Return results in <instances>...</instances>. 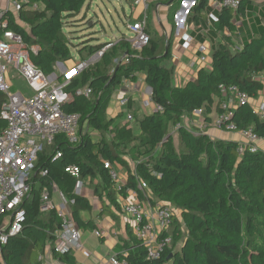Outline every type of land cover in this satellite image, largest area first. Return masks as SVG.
Instances as JSON below:
<instances>
[{
	"label": "trees",
	"instance_id": "16d2710c",
	"mask_svg": "<svg viewBox=\"0 0 264 264\" xmlns=\"http://www.w3.org/2000/svg\"><path fill=\"white\" fill-rule=\"evenodd\" d=\"M29 1L42 7L25 5L18 13L9 11V28L22 37L32 62L47 74L55 71L58 61L72 58L71 45L79 48L86 60L110 42L95 43L96 38L89 36L78 45L64 33V24L72 26L85 20L86 16L81 18V13L87 0ZM164 1L169 3L168 20L173 26L169 36L159 35L148 24L150 41L140 49L133 48L123 36L65 86L69 100L63 104L64 111L79 113L81 127L87 124L88 129L81 131L76 144L60 134L39 153L36 171L47 169L48 173L42 176L35 171L33 174L32 190L22 203L25 210L22 231L1 245L0 264H48L49 254L63 264H73V250L65 253L55 250V232L61 228L62 219L55 209H41L42 193L44 189L53 192L56 183L66 198L73 200L71 213L77 227L94 228V221L82 216L83 212L91 213L94 206L88 197L74 193L78 178L65 168L79 166L80 180H98L94 192L102 201L100 214H104L102 210L108 212L110 205L119 206L106 161L121 162L128 168V182L119 191L121 194L126 195L131 188L141 199L154 203V198L173 204L180 210L187 229L184 235L182 221L175 216L171 247L160 258L147 259L145 245L128 226L131 239L119 246L120 259L129 264H264V151L252 152L247 148L242 153L238 141L213 139L182 125L183 118L197 109H202L205 123L216 124L218 117L225 113L221 85H235L249 96L258 95L264 88L261 77L264 74V11L263 26L240 43L232 20L236 12H245L247 0H242L237 11L222 8L218 20L212 23L217 30L229 27L233 35H223L214 47L211 69L203 68L195 80L175 86L173 69L163 62L171 55L179 0ZM207 1L196 0L189 16L205 14ZM33 46L39 47L37 52H33ZM137 72L146 74L151 98L162 107L139 120V131L129 124L123 125L121 119L126 117V112L116 118L106 114L112 92L124 77L133 79ZM85 86L92 89L91 94L76 95ZM4 99L5 94L0 92V111ZM231 123L235 125L234 131L251 129L264 137V117L249 101L233 110L223 129ZM171 126L177 128L179 146L170 133ZM5 127L6 121L0 116V132ZM94 130L99 138L92 137L90 131ZM57 152L62 156L54 159ZM125 155H130L135 162L134 170L128 167L130 162ZM139 180L148 185L152 199L138 187ZM5 220V216H0V226ZM180 241V248L175 249Z\"/></svg>",
	"mask_w": 264,
	"mask_h": 264
},
{
	"label": "built area",
	"instance_id": "2783aa9c",
	"mask_svg": "<svg viewBox=\"0 0 264 264\" xmlns=\"http://www.w3.org/2000/svg\"><path fill=\"white\" fill-rule=\"evenodd\" d=\"M135 4L143 0H133ZM260 1V0H253ZM262 1V0H261ZM195 0H183L181 5L184 11L180 17L186 16L195 5ZM242 0H218L220 9L224 7L238 10ZM27 5L28 8H38V4H32L29 0H6L4 5H0V92L5 94V99L1 106L0 116L6 121V127L0 132V216H5L6 220L0 226V247L7 243L10 236H15L22 231L25 220V210L22 208L23 200L32 190V176L38 172L45 176L47 169L36 171V160L45 145H50L55 138L64 134L67 140L76 144L80 141V114L66 112L63 104L69 100V95L64 91L65 86L71 78L85 70L92 59L81 60L72 69L59 76L56 72L47 74L40 67L36 66L29 54V50L22 37L9 28L7 14L19 12ZM148 7L146 4L145 11ZM211 22L217 21L218 17L210 15ZM183 20V18H182ZM177 26L180 23L176 22ZM130 32L129 41L133 48L140 49L150 41V34L147 32L146 16L138 21L127 24ZM185 43L189 42L190 36L183 35ZM110 41L106 46L96 53L101 57L103 53L113 45ZM204 49L207 47L204 46ZM33 52H37L32 47ZM14 69L23 76L28 85L33 90L31 96H27L20 91L12 89L9 79V72ZM61 77V78H60ZM221 93L225 100L222 108L225 113L221 114L216 122V126L223 129V123L233 115L235 107L230 105V100L235 97L240 103L249 101L250 96L241 91L237 86H220ZM92 92L90 87H83L76 91L78 96L88 97ZM127 100H122V104ZM158 110L162 107L158 105ZM202 113V109L195 110ZM131 118V116H128ZM224 130V129H223ZM226 131H234L233 123L226 125ZM245 137L244 142H240V152L247 148L252 152L259 151L257 145L259 137L251 129L240 131ZM62 156L57 152L54 159ZM105 167L110 169L113 184L120 191L124 184L120 173L109 161L105 162ZM65 170L72 176L77 177L74 189L76 195H82L85 189V181L80 180V168L70 165ZM36 171V172H35ZM138 187L144 191L148 186L145 182L139 181ZM58 194L59 200L54 201L52 193ZM59 190L56 183L53 185V192L44 189L42 193L43 211L55 209L62 219L61 228L55 232L57 239L55 250L65 253L70 250L80 249L81 230L77 227L71 213V203ZM151 201L141 198L127 200L123 204V212L132 217V228L136 237L145 245L147 259L160 258L163 253L171 247L173 236L171 228L176 216V209L173 204L159 202L150 204ZM101 236V231H96ZM41 258V256H40ZM109 264H129L125 259H120L117 255L110 257Z\"/></svg>",
	"mask_w": 264,
	"mask_h": 264
},
{
	"label": "crops",
	"instance_id": "0c3cea01",
	"mask_svg": "<svg viewBox=\"0 0 264 264\" xmlns=\"http://www.w3.org/2000/svg\"><path fill=\"white\" fill-rule=\"evenodd\" d=\"M130 2L129 14H126L127 24L130 22L138 21L143 19L146 16L147 25H151V28L157 32L159 35L165 34L169 36L173 32V26L168 20V11L169 3L164 0H143L138 4H135L133 0H128ZM196 1V0H195ZM208 6L205 9L206 13L199 17L189 16V12L186 16L181 18L180 25L177 26L175 23L172 46H171V55L163 63L168 67L173 69L172 72V82L175 86H184L188 82L195 80L198 77V73L201 69L205 68L206 70L211 69L212 55H209L208 50H213L216 44L222 40L223 35L232 36L233 31L229 27H225L223 30H217L215 25L211 22L210 15L214 14L219 16L221 9L218 6V0H208ZM247 6L245 12H236L234 19L232 20V25L236 28L238 32V40L240 43L242 39H247L256 33L260 27L263 26V21L261 19V14L264 11V8L260 9L257 5L264 4V0L253 1L247 0ZM6 0H0V5H4ZM182 0H179V7L181 6ZM147 4V11H145ZM149 5H154L149 7ZM42 7L41 4H38V8ZM151 8H153L151 10ZM151 10V11H150ZM259 15L260 18L256 16L253 22V14ZM87 14L84 13L83 16ZM175 19V18H174ZM83 21H86L83 20ZM87 22H90L88 20ZM249 23V26L248 24ZM127 26V25H126ZM250 27V28H249ZM188 34L190 36L189 42L185 43L184 36ZM126 36V35H124ZM129 38L128 36H126ZM96 38V37H95ZM97 39V38H96ZM121 38H117L113 43L119 41ZM208 40L212 41V48H208ZM100 43V42H98ZM207 48L204 49L203 47ZM37 50L38 46H33ZM75 56L72 54V58L66 61H58L56 63V72L59 76L66 73L72 69L78 62L83 60L82 55L79 53V48H75ZM96 54L88 57V59H94ZM101 58V57H100ZM99 58V59H100ZM99 59L92 61L90 64H94ZM87 60V59H86ZM264 81V74L261 76ZM9 79L12 85V89L20 91L27 96L33 94V90L28 85L25 78L18 74L17 71L11 69L9 72ZM88 87V86H85ZM152 91L146 83V74L144 72H137L133 79L123 78L120 84L112 92L111 99L107 105L106 114L109 118H116L119 113L126 112V117L129 115L128 120L138 118V115L142 112L145 113L143 117L148 114H151L158 110V105L151 98ZM127 100V103L122 104V100ZM232 107H237V99L232 97L229 101ZM250 104L253 106L255 111L263 118L264 117V88L256 96H250ZM128 104L130 107L128 108ZM127 105V106H126ZM152 109L151 113L147 114L148 109ZM123 125L128 124V120L123 118L121 119ZM138 120V123H139ZM182 125L186 126L190 130L198 132H203L209 135L213 139H226L244 142L246 139L240 131H226L220 129L216 124L205 123V116L202 113L193 111L191 114H187L183 120ZM87 124H84L82 127L79 126V133L82 130H87ZM94 139L99 138V134L96 130L90 131ZM171 133V132H170ZM172 134V133H171ZM180 145V144H179ZM178 145V146H179ZM257 145L261 151H264V141L258 140ZM116 168L118 173H120L122 182L124 186L128 182V169H126L120 162L112 163ZM133 170L135 166L133 163ZM85 189L82 195L90 199L91 192L95 199L99 200V203H94L91 200L94 209L90 212H83L82 216L85 220H93L95 223L94 228H86L81 230V243L82 246L80 249L73 250V255L75 261L73 264H109L110 257L114 255H119V246L131 239V236L127 232V227L131 229L132 233L135 235L132 222L133 219L130 215L123 212V204L127 200H132L138 198V194L134 189L129 188L126 195H123L116 188V185L113 184V188L117 193V203L118 207L110 205V209H107L108 212H103L100 214L102 209V201L99 196L94 192V185L97 183V179L92 181L89 178L84 179ZM140 181V180H139ZM138 181V183H139ZM148 186V185H147ZM144 195L148 198H153L151 190L147 187L143 191ZM54 201H58L59 197L56 192L52 193ZM140 198V197H139ZM58 199V200H57ZM149 201V199H146ZM154 203L159 202L154 199ZM108 201V200H107ZM109 203V201L107 202ZM112 211V214H111ZM115 217H113V216ZM101 231L102 235L98 236L96 231ZM48 264H63L58 260L52 258L49 254L47 256Z\"/></svg>",
	"mask_w": 264,
	"mask_h": 264
},
{
	"label": "rangeland",
	"instance_id": "374dc122",
	"mask_svg": "<svg viewBox=\"0 0 264 264\" xmlns=\"http://www.w3.org/2000/svg\"><path fill=\"white\" fill-rule=\"evenodd\" d=\"M150 2V0H147ZM260 9L264 8V4L257 5ZM130 10V2L128 0H87L84 9L81 13V18L83 17L84 13H86V21L80 20L76 22V25H67L64 24V33L67 35L68 39L71 40L72 43L78 44L86 40L89 36L96 37L97 39L94 40L95 43L98 42H107L110 40H115L117 38H122L124 35L130 36V32L127 28V18L126 14H129ZM184 11L182 5L178 7L175 13L176 22L180 23V17ZM253 14V13H252ZM260 18L259 15L253 14V22L255 17ZM90 20V22H87ZM249 26V23H247ZM250 28V27H249ZM236 30V28H233ZM236 45V44H235ZM208 48H212V41L208 40ZM213 50H208L207 53L212 55ZM71 53L75 56V47L71 45ZM100 57H95L92 61L99 59ZM91 61V62H92ZM93 64V63H92ZM91 65V64H89ZM86 70V69H85ZM82 71V73L85 72ZM81 73V74H82ZM25 80V79H24ZM127 106V105H126ZM152 109H148L147 114L151 113ZM145 115L144 112L138 115V118H143ZM128 120V117H125ZM139 120V119H138ZM136 117L134 120H128V124L130 127H133L135 130L139 131V123ZM176 127L171 126L170 132L173 134L175 138L176 146L179 145V141L176 137ZM130 163H133L135 166V162L131 159V156H124ZM121 163V162H120ZM122 164V163H121ZM123 165V164H122ZM126 169H128L125 165H123ZM133 165L129 164V168L133 170ZM90 199L93 200L94 203H99L100 201L95 199L93 193L90 194ZM58 200V199H57ZM176 217L182 221L181 212L176 207ZM182 231L184 235L187 233V229L185 224L182 221ZM182 244V241L176 244L175 249H179Z\"/></svg>",
	"mask_w": 264,
	"mask_h": 264
},
{
	"label": "water",
	"instance_id": "95a60500",
	"mask_svg": "<svg viewBox=\"0 0 264 264\" xmlns=\"http://www.w3.org/2000/svg\"><path fill=\"white\" fill-rule=\"evenodd\" d=\"M168 48V47H167Z\"/></svg>",
	"mask_w": 264,
	"mask_h": 264
}]
</instances>
